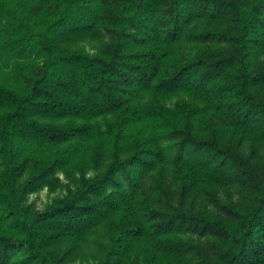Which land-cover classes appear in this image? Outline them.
Masks as SVG:
<instances>
[{"label": "trees", "instance_id": "1", "mask_svg": "<svg viewBox=\"0 0 264 264\" xmlns=\"http://www.w3.org/2000/svg\"><path fill=\"white\" fill-rule=\"evenodd\" d=\"M98 35L109 41L101 54L68 49ZM184 37L221 48L183 59ZM263 46L264 0H0V264H66L52 257L55 239L96 230L123 209L143 221L122 224L101 264L145 236L189 264H264V163L242 144L264 140V62L253 58ZM182 93L191 98L160 102ZM146 94L154 99L143 102ZM36 116L114 121L93 137L87 124ZM103 151V173L24 219L15 198L26 163L36 166L32 191L88 153L98 166ZM212 184L247 191L245 211L205 188ZM195 186L226 220L192 208Z\"/></svg>", "mask_w": 264, "mask_h": 264}, {"label": "rangeland", "instance_id": "2", "mask_svg": "<svg viewBox=\"0 0 264 264\" xmlns=\"http://www.w3.org/2000/svg\"><path fill=\"white\" fill-rule=\"evenodd\" d=\"M108 39L100 38L98 36H91L90 38L73 43L68 46L69 50H80L90 55L101 54L107 45ZM183 59H192L197 54L221 48L217 42H204V41H189L187 38H182L179 42ZM256 52L253 55L255 64L264 62V46L256 47ZM191 96L188 93H182L177 96H173L168 99H161L160 102L165 103L168 107H173L180 101L188 100ZM154 99L152 94H146L142 96L143 102H148ZM3 110L0 109V112ZM37 122L46 125H83L87 124L91 126L90 133L93 137H98L99 133H105L108 130L109 124H112L114 119L112 117H101L90 121H82L77 118H55L36 116L34 118ZM243 153L250 158L252 162L264 163V140L257 138L256 136H246L243 141ZM129 150V146H126L125 151ZM18 164L22 159L17 160ZM110 162V153L103 151L99 164L96 166L92 162L90 153L76 162L67 165L61 170H55L47 175L42 182V185L27 191L25 189L26 183L31 179L34 174L35 164L33 162L26 163L21 169L17 183H16V202L22 211L24 219L32 221L35 217L52 206L59 204L71 198L72 194L91 178H94L98 174H101L107 168ZM5 167L0 159V183L4 177ZM212 187V188H211ZM206 185L205 188L213 191L217 194L219 200L224 204L232 207H237L238 210L245 211L246 206L249 204L248 198L244 197V194H249L247 191L240 190L233 185H221L215 187V185ZM194 197L190 201V205L197 212L201 213L208 218L223 219L227 217L221 213L213 204L212 197L205 193L204 188L200 189L195 186ZM124 216H128L125 218ZM139 221L141 219L136 211L121 210L109 216L104 223L97 228L89 232H85L76 236L59 237L52 243L51 252L53 258L64 257L66 264H101L107 260L109 250L114 239L120 233L122 224H127L129 220ZM141 221H143L141 219ZM233 227L238 225L234 220H229ZM9 221H6L8 224ZM23 236V234L18 233ZM170 237L179 239L184 242H188L194 245H198L203 241L213 240L212 238L200 239L199 237L190 234H172ZM223 246H228L227 243ZM109 263L113 264H189L185 260H176L160 250L151 242L148 236L138 238L128 247L123 250H115L113 256L108 258Z\"/></svg>", "mask_w": 264, "mask_h": 264}]
</instances>
